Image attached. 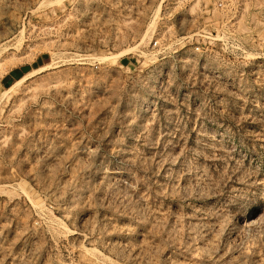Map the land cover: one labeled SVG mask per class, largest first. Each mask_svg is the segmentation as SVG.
Listing matches in <instances>:
<instances>
[{"label": "rangeland", "instance_id": "1", "mask_svg": "<svg viewBox=\"0 0 264 264\" xmlns=\"http://www.w3.org/2000/svg\"><path fill=\"white\" fill-rule=\"evenodd\" d=\"M0 264H264V0H0Z\"/></svg>", "mask_w": 264, "mask_h": 264}, {"label": "bare ground", "instance_id": "2", "mask_svg": "<svg viewBox=\"0 0 264 264\" xmlns=\"http://www.w3.org/2000/svg\"><path fill=\"white\" fill-rule=\"evenodd\" d=\"M153 26H155V23L152 21V23H150V25H148V29H147V31H146V34H144V39H145V37L147 36V34H148V31L149 30H151V28L153 27ZM153 30V29H152ZM143 39V40H144ZM149 41V40H148ZM145 43V42H144ZM140 45V44H139ZM135 47H137V46H135ZM107 58H109L108 57V55H104V56H102V59L103 60H107ZM64 59V58H63ZM47 66H49V64H45L44 66H41V67H39V68H37V69H34V70H32V71H30V72H28L27 74H25V75H23V77H21L20 79H18L11 87H10V89H8L7 90V92H10V91H12V90H14L15 88H16V86H18L19 84H21L23 81H25L27 78H29L30 76H33L35 73H39V72H41V71H43Z\"/></svg>", "mask_w": 264, "mask_h": 264}, {"label": "built area", "instance_id": "3", "mask_svg": "<svg viewBox=\"0 0 264 264\" xmlns=\"http://www.w3.org/2000/svg\"><path fill=\"white\" fill-rule=\"evenodd\" d=\"M222 5H223V3L220 2L219 6H222ZM153 44H154V46H157L158 45V41H154ZM195 51H196V53H198L200 55H203L205 53V43L202 44V45H197L195 47Z\"/></svg>", "mask_w": 264, "mask_h": 264}]
</instances>
